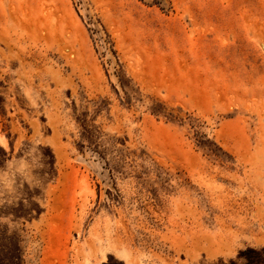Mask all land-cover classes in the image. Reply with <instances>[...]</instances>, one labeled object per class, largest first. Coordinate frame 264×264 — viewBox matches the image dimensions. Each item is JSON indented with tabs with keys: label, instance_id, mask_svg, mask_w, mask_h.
<instances>
[{
	"label": "rangeland",
	"instance_id": "rangeland-1",
	"mask_svg": "<svg viewBox=\"0 0 264 264\" xmlns=\"http://www.w3.org/2000/svg\"><path fill=\"white\" fill-rule=\"evenodd\" d=\"M0 264H264V0H0Z\"/></svg>",
	"mask_w": 264,
	"mask_h": 264
},
{
	"label": "crops",
	"instance_id": "crops-1",
	"mask_svg": "<svg viewBox=\"0 0 264 264\" xmlns=\"http://www.w3.org/2000/svg\"><path fill=\"white\" fill-rule=\"evenodd\" d=\"M29 261V259H26V262H28Z\"/></svg>",
	"mask_w": 264,
	"mask_h": 264
}]
</instances>
